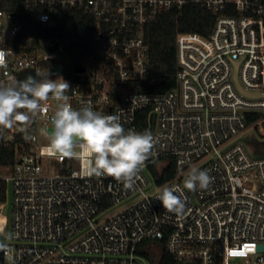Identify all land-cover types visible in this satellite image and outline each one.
Here are the masks:
<instances>
[{"label": "built area", "instance_id": "obj_1", "mask_svg": "<svg viewBox=\"0 0 264 264\" xmlns=\"http://www.w3.org/2000/svg\"><path fill=\"white\" fill-rule=\"evenodd\" d=\"M28 1L41 23L57 12L95 18L99 52L76 70L66 93L72 107L118 116L138 132L145 114L158 143L128 187L86 175L84 161L52 154L41 129L51 127L54 99L29 124L0 127V143L15 150L14 163L0 168L6 194L0 210L8 207L0 264H152L144 254L152 248L165 249L177 264H264V156L251 155L239 140L264 121V0ZM192 6L206 13H182ZM168 11L179 12L175 85L158 90L157 80L145 76L146 27ZM20 30L15 14L0 9V50L7 53L0 83L25 70L42 79L45 63L59 54L60 45L48 49L50 39L46 46L35 35L18 39ZM254 111L263 116L249 124L246 114ZM170 158L175 175L157 183L149 163L161 171ZM195 163L214 179L188 191L184 181ZM163 187L184 199L182 215L155 198ZM128 198L131 205L107 214Z\"/></svg>", "mask_w": 264, "mask_h": 264}, {"label": "clouds", "instance_id": "obj_2", "mask_svg": "<svg viewBox=\"0 0 264 264\" xmlns=\"http://www.w3.org/2000/svg\"><path fill=\"white\" fill-rule=\"evenodd\" d=\"M6 56L0 50V68L7 67ZM70 88L62 77L49 79L47 72L39 80L29 75L24 80L13 78L8 83H0V127L29 124L44 110L46 102L54 99L59 103L51 117V127L41 129L52 154L84 161L86 175H107L131 187L158 143L157 138L148 130H126L118 116L102 115L91 106L74 109L66 94ZM213 179L208 170L192 168L184 188L206 189ZM155 198L167 212L183 214L185 201L172 187L159 189Z\"/></svg>", "mask_w": 264, "mask_h": 264}, {"label": "trees", "instance_id": "obj_3", "mask_svg": "<svg viewBox=\"0 0 264 264\" xmlns=\"http://www.w3.org/2000/svg\"><path fill=\"white\" fill-rule=\"evenodd\" d=\"M0 9L15 14L17 17L21 24V30L17 35L18 39H21L22 36L35 35L40 38L59 41L58 56L45 63L47 73L52 78L62 77L69 84H73L79 78L76 68L89 57L98 55L99 45L96 38L95 18L90 14L78 11L57 12L51 15L49 22L41 23L35 18L37 7L28 0H0ZM177 13L179 12H163L151 20L146 27L149 61L145 76L157 80L156 87L158 90H166L175 85ZM182 13L197 17L206 12L197 6H192L183 10ZM58 63L62 65L61 74L55 72V66ZM29 75L35 78L31 70H25L17 75V80H24ZM135 89H138V86H135L133 90ZM262 116L263 111L246 114L249 124ZM137 123L141 131L146 130L145 114L139 117ZM262 128L264 134V121H262ZM14 160V146H6L0 143V168L11 166ZM148 167L157 183L175 175L172 158H170V163L167 166L161 168V171H158L156 161L149 163ZM5 199V183L0 179V203H3ZM144 254L152 264H177L165 249L157 250V253L145 251Z\"/></svg>", "mask_w": 264, "mask_h": 264}, {"label": "rangeland", "instance_id": "obj_4", "mask_svg": "<svg viewBox=\"0 0 264 264\" xmlns=\"http://www.w3.org/2000/svg\"><path fill=\"white\" fill-rule=\"evenodd\" d=\"M40 40V41H39ZM36 42L41 44V46H46L47 42L45 39H39ZM262 126V124H261ZM263 128L260 129L259 126H254L252 128L247 129L239 138V140L244 144L245 148L249 151V153L253 156H264V134ZM201 163H195L191 168H195L199 166ZM134 201L133 198L125 199L122 202L115 204L110 211L107 213H112L119 211L122 208H125L128 205H131ZM8 216V207H4L0 210V218L1 221L4 218V214ZM7 228L0 230V241H3L7 238ZM152 253H157L156 249H151Z\"/></svg>", "mask_w": 264, "mask_h": 264}, {"label": "water", "instance_id": "obj_5", "mask_svg": "<svg viewBox=\"0 0 264 264\" xmlns=\"http://www.w3.org/2000/svg\"><path fill=\"white\" fill-rule=\"evenodd\" d=\"M50 42H51V44H50L49 47H48L49 50H51V51H56V50L59 49V45H60V44H59V41H58V40L50 39ZM55 69H56V72H61V71H62V65H61L60 63H58V64L56 65ZM76 70H77V71L82 70V67H77ZM235 83H236V86L238 87V89H239L240 91H242L243 93H245V94H247V95L249 94V93H247L246 91H244V90L242 89V87L238 84L236 78H235ZM2 259H3V255H2V249H1V246H0V261H2Z\"/></svg>", "mask_w": 264, "mask_h": 264}, {"label": "bare ground", "instance_id": "obj_6", "mask_svg": "<svg viewBox=\"0 0 264 264\" xmlns=\"http://www.w3.org/2000/svg\"><path fill=\"white\" fill-rule=\"evenodd\" d=\"M0 223H1V218H0Z\"/></svg>", "mask_w": 264, "mask_h": 264}]
</instances>
